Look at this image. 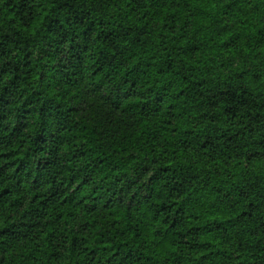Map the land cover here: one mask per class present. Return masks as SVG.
Listing matches in <instances>:
<instances>
[{"label": "trees", "instance_id": "16d2710c", "mask_svg": "<svg viewBox=\"0 0 264 264\" xmlns=\"http://www.w3.org/2000/svg\"><path fill=\"white\" fill-rule=\"evenodd\" d=\"M0 264H264V0H0Z\"/></svg>", "mask_w": 264, "mask_h": 264}]
</instances>
